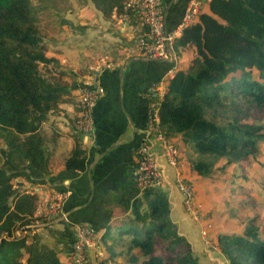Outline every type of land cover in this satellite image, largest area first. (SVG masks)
I'll list each match as a JSON object with an SVG mask.
<instances>
[{
    "label": "trees",
    "instance_id": "1",
    "mask_svg": "<svg viewBox=\"0 0 264 264\" xmlns=\"http://www.w3.org/2000/svg\"><path fill=\"white\" fill-rule=\"evenodd\" d=\"M88 1L104 19L112 12L131 15L124 11L127 0ZM207 4L208 11L176 40L175 51L189 57L186 66L166 83L159 101L151 100L159 102V129L167 139L179 135L200 158L223 160V167L236 165L244 172L264 141V0ZM43 38L31 0H0V264H70L59 259L57 248L41 243L34 232L36 197L14 183L26 164L45 171L40 127L62 102L59 83L41 72L53 62ZM79 139L66 170L85 168ZM191 164L200 176L212 166L201 160ZM133 180L127 189L132 196L119 201L130 216L99 236L109 258L135 250L124 264H200L172 222L167 199L157 189L140 191ZM73 242L74 237L63 247L69 250ZM216 244L228 264H264V232L254 225L240 236L218 235Z\"/></svg>",
    "mask_w": 264,
    "mask_h": 264
},
{
    "label": "crops",
    "instance_id": "2",
    "mask_svg": "<svg viewBox=\"0 0 264 264\" xmlns=\"http://www.w3.org/2000/svg\"><path fill=\"white\" fill-rule=\"evenodd\" d=\"M161 1L165 11V29L170 31L181 20L189 0ZM200 2L201 12L206 13L207 0ZM73 16L82 23L67 22L63 29L65 34L60 29L56 35L48 34L46 37L43 34L46 55L53 62L41 66V72L58 82L62 89V102L49 113L40 127L42 147L47 157L45 171L36 172L26 164L14 180L22 192L30 193L41 187L66 193L64 218L38 211L34 214L37 219L34 232L41 243L57 248L59 259L64 262L68 261V249L63 247V243L73 239L77 225H87L101 235L106 226L130 216V209L125 211L119 201L132 196V191L127 189L134 182L138 150L146 143L166 177V185L159 189V193L169 203L172 222L181 232L182 225L187 222L181 196L174 186L177 175L184 177L179 163L176 168L166 167L160 157V142L146 134L148 113L155 103L151 100L155 97L153 89L163 78L169 63L135 58L129 54V49L144 31L132 14L112 12L109 19H104L90 3L88 8ZM67 28L71 30L67 31ZM99 59H105L111 67L103 70L99 77L103 94L98 97L92 111L91 144H86V139L78 136L84 150L85 168L83 171L66 170L65 160L76 139L74 124L79 90L89 68ZM176 60L177 70H180L186 66L189 57L184 53ZM140 197L137 195L135 198ZM180 235L186 237L185 233Z\"/></svg>",
    "mask_w": 264,
    "mask_h": 264
},
{
    "label": "rangeland",
    "instance_id": "3",
    "mask_svg": "<svg viewBox=\"0 0 264 264\" xmlns=\"http://www.w3.org/2000/svg\"><path fill=\"white\" fill-rule=\"evenodd\" d=\"M31 3L43 21L42 32L46 37L58 34L59 29L65 34L63 29L67 22L79 24L80 19L73 15L80 14L90 5L88 0H31ZM45 24H48L46 28ZM177 54L176 57L182 58L184 53ZM168 140L179 152L176 163H179L185 181L192 185L196 203V218L183 209L187 222L182 225L183 232L177 231L179 235L186 234V237L180 236L188 242L198 263L228 264L217 250L218 235L240 236L248 225L264 232V141L258 145L256 161L242 172L236 165L223 167V160L212 163V159L200 158L179 135ZM199 160L212 164L208 174L200 176L193 170L191 162ZM153 200L150 196L147 201ZM184 249V246L180 248L181 251ZM133 253L137 254L135 250L129 254ZM129 254H118L110 259L99 240L96 246L86 250L89 264H100L105 260H108L106 264H124Z\"/></svg>",
    "mask_w": 264,
    "mask_h": 264
},
{
    "label": "built area",
    "instance_id": "4",
    "mask_svg": "<svg viewBox=\"0 0 264 264\" xmlns=\"http://www.w3.org/2000/svg\"><path fill=\"white\" fill-rule=\"evenodd\" d=\"M124 11L134 15L144 29L141 36L129 49V54L135 58L171 64V67L153 89L155 97L159 101L163 97L166 83L172 80L178 71L175 55L176 40L187 28L197 22L201 13V2L200 0H189L181 20L170 31L165 29V11L161 0H127L124 4ZM110 67L111 64L107 63L105 59H99L97 64L89 68L83 86L79 90L74 133L76 136L86 139V144L92 142V111L98 97L103 94L99 77L103 70ZM158 101L151 105V110L148 113L146 134L149 137H155L160 142V157L164 160L166 167L176 168L179 152L159 129ZM156 161L157 158L152 154L150 145L148 143L143 144L138 150V162L134 173L140 191L145 189L159 190L166 185L163 169L157 166ZM174 186L181 196L184 211L196 218V203L192 185L185 181L184 177L177 175ZM29 194L36 197V211L55 218H64L63 203L66 193L58 192L52 188L44 190L37 187ZM99 236V233L87 225H77L74 232V242L67 254V260L70 264H89L86 250L96 246Z\"/></svg>",
    "mask_w": 264,
    "mask_h": 264
}]
</instances>
